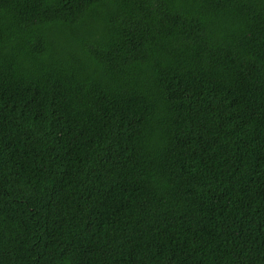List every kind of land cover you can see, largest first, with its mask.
Returning <instances> with one entry per match:
<instances>
[{"label": "trees", "instance_id": "trees-1", "mask_svg": "<svg viewBox=\"0 0 264 264\" xmlns=\"http://www.w3.org/2000/svg\"><path fill=\"white\" fill-rule=\"evenodd\" d=\"M0 264H264V0H0Z\"/></svg>", "mask_w": 264, "mask_h": 264}]
</instances>
